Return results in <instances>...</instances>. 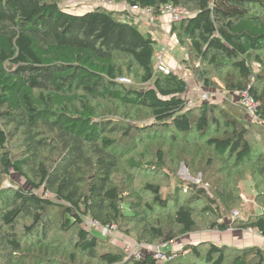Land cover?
<instances>
[{
    "label": "trees",
    "instance_id": "trees-1",
    "mask_svg": "<svg viewBox=\"0 0 264 264\" xmlns=\"http://www.w3.org/2000/svg\"><path fill=\"white\" fill-rule=\"evenodd\" d=\"M73 1L0 0V150L4 151L0 168L4 174L14 169L29 183L28 187H4L0 174V264L24 263L26 238L42 234L44 240L53 225L98 264H158L154 246L199 229L196 205L203 203L200 212L216 217L211 229L226 230L225 214L232 211L236 200L227 186H213L210 192L182 180L172 192H165L159 183L147 182L137 200L132 198L136 190L133 178L121 184L115 177L125 150L119 152L120 137L113 134L122 131L130 138L135 129L146 130L155 124L168 132L174 128L189 133L194 128L219 157L234 159L239 167L253 159L247 126L254 122L241 105L245 118L226 101H206L188 109L181 97L188 90L186 80L174 71H156L159 42L153 31H142L127 10L94 3L77 7ZM123 1L142 10L152 8L156 16L163 15L161 9L167 4L186 8L188 12L173 21L171 31L182 44L188 43L190 59L207 67L199 69L205 86L218 85L230 92L250 88L260 101L258 113L264 119V72L256 74L260 82L256 87L250 66L253 59L263 61L259 53L264 51V0ZM209 68L217 79L211 78ZM225 71L227 77L229 71L236 75L225 78ZM131 75L139 85L120 81ZM118 104L129 111L148 110L154 120L149 126L121 122L114 117ZM193 110L196 116H192ZM220 119L227 130L212 136V126H219ZM19 133L31 154L15 159L7 148L11 137ZM45 148L54 154L50 163L40 160ZM165 159L159 150L157 161L130 158L128 164L164 169ZM26 164L36 178L28 175ZM258 169L264 177V164ZM183 191L191 196L181 203ZM144 193L150 194L151 200H144ZM170 202L175 205L170 222L151 223L149 215L158 208L167 209ZM88 216L104 226L136 223V240L148 244L143 256L128 260L124 251L107 244L100 250L102 238L85 224ZM240 227L264 236V212ZM201 246H208L205 253ZM233 250L238 253L230 258ZM184 251L189 253L186 264L191 260L264 264V247L260 246L236 248L204 240L190 242ZM18 256L20 262L15 260ZM171 261L175 259L168 264Z\"/></svg>",
    "mask_w": 264,
    "mask_h": 264
},
{
    "label": "rangeland",
    "instance_id": "rangeland-1",
    "mask_svg": "<svg viewBox=\"0 0 264 264\" xmlns=\"http://www.w3.org/2000/svg\"><path fill=\"white\" fill-rule=\"evenodd\" d=\"M105 5L117 8L120 10H128L130 14L140 23L142 31L151 30L158 38L157 50L160 46H167L168 49V63L172 69L185 77L189 82L188 95L193 96L194 103L199 102V98L202 92L216 93L211 101L215 104H224L233 109H240L242 117H246L244 110L238 105L239 95L238 92H230L229 90L221 87L214 86L206 87L205 81L199 77V69L203 70L207 67L202 65L198 59L191 60L188 43L182 44L179 38L175 34H172L173 21L167 14L156 16L155 13H149L146 10L131 9L126 5L123 0H108ZM73 6H88L93 4L91 0H74ZM80 9V8H79ZM185 9V13L188 11ZM262 57V62L253 59L250 61L251 69L254 74L252 76L253 84L256 87H260V82L257 80L256 74L258 72H264V51L259 53ZM211 78H216V72L212 68H209ZM229 77L236 75V71H229ZM227 71L224 72L225 78L227 77ZM127 77V76H126ZM227 77V78H229ZM130 82H124L126 84H136L134 77L128 76ZM139 85V84H136ZM143 86V85H142ZM227 91L228 93H226ZM119 105V104H118ZM198 105L187 107L192 109ZM118 118L121 122L123 120L131 122L135 125L149 126L152 123L153 118L150 116L148 110L139 108H132V110H125L119 105ZM192 116H196V110L191 111ZM239 112V111H238ZM124 113H126L125 116ZM251 122V121H250ZM253 123V122H251ZM249 129L248 136L253 144V159L251 162H247L237 167L234 164V159H228L227 157H219L213 147H209L206 144V138L196 132L193 128L192 132L181 133L172 128V131L168 132L162 125L155 124L150 126L146 130L135 129L131 134V137H125L122 131H117L113 136L120 137V144L118 150H125V155L120 163L118 172L115 173L116 179L121 184L129 183L133 178L136 190L131 195L132 198H136L141 194V189L147 182L159 183L163 186L165 192H172L178 180L187 183H196L200 186L206 187L210 192L213 191V186L224 188L227 186L232 190L236 204L232 206V211L226 213V220L229 227L226 230H220L219 228L211 229L209 225L214 222L216 217L200 212V209L204 206L203 203L196 205L195 216L198 221L199 229L197 232L190 233L176 238L173 242H169L170 248L179 254L174 257L175 261H171V264H186L185 256H188V251H184L187 244L190 242H196V240H210L212 242L222 243L218 235L224 233V235L230 236V238H238L231 241L236 248H243L246 246H260L264 247V244H259V240H263L264 236L258 233L249 232L247 228H242V222L253 221L257 216L264 212V177L260 174L258 167L264 164V121L254 122L247 126ZM13 130V129H12ZM227 130L223 120L220 119V125H213L210 131L212 136H221L224 131ZM7 148L10 150V154L15 159H21L31 154L27 147L24 146L23 137L14 135ZM161 150L165 155V168L164 169H139L130 167L128 160L134 158L135 160L157 161L158 152ZM4 152V151H3ZM0 150V157L3 153ZM54 154L49 148L42 150L40 160L45 163L52 162ZM1 163V161H0ZM1 166V164H0ZM25 170L32 178H36L35 174L31 170L29 165H25ZM0 174L3 176L4 187L9 186H25L28 187L29 183L27 179L16 172L14 169L8 174L2 173L0 168ZM129 179V180H128ZM140 192V193H139ZM137 195V196H136ZM191 194L183 191L180 192L179 201L183 203L188 199ZM144 200H151V195L144 193L142 195ZM127 208V204H125ZM175 205L170 202L167 209L158 208L149 215L151 223L162 222L164 225L170 222V215L174 211ZM238 211V214L235 212ZM28 219H24L23 222H27ZM17 230L21 232L23 230L21 224L17 225ZM136 223H123L121 226H114L112 228L100 227L93 229V231L102 238V244L99 247L100 250L107 246H113L117 250L124 251V247L127 245H133L137 240L134 233ZM7 229V228H5ZM220 231V233H219ZM215 236L214 238L213 235ZM208 235V237H203ZM221 235V234H220ZM68 234L59 229L58 226L53 225L52 229L48 232L47 238L43 240L42 234H38L33 237L26 238L25 250L22 252V258L25 259L21 264H98V260L86 252L77 250L74 244H70ZM198 236L202 238L197 239ZM251 236V237H250ZM221 237V236H220ZM251 238H253L251 240ZM251 240V241H250ZM251 242V243H247ZM157 243V242H155ZM163 244V243H162ZM245 244H248L245 246ZM252 244V245H250ZM208 246H201L200 250L205 253ZM238 252L230 251V258L235 256ZM72 254L75 258L73 259ZM43 256L45 260L43 261ZM19 256L15 259L18 262L21 261ZM126 259H130L126 256ZM203 261H192L191 264H201ZM6 264L5 262H2ZM20 264V263H19Z\"/></svg>",
    "mask_w": 264,
    "mask_h": 264
},
{
    "label": "built area",
    "instance_id": "built-area-1",
    "mask_svg": "<svg viewBox=\"0 0 264 264\" xmlns=\"http://www.w3.org/2000/svg\"><path fill=\"white\" fill-rule=\"evenodd\" d=\"M109 2L108 0H94V4H106ZM127 6H130L131 9H138V6H131L126 3ZM146 10L149 13H153L154 11L152 8H146L143 9ZM128 11V10H127ZM163 14H167L172 21H178L180 20L183 16H185V9L182 7H178L172 4H167L166 6H163L161 9ZM129 12V11H128ZM130 13V12H129ZM131 17H133L131 15ZM168 49L167 46H160V49L157 50V53L155 55V65H156V71L158 72H163L165 74H170L171 72H176L174 69H172L168 63ZM178 73V72H177ZM179 74V73H178ZM180 75V74H179ZM183 77L182 75H180ZM186 82L188 83V89H189V82L188 80L183 77ZM120 81L122 82H130L131 80L126 77L120 78ZM188 90L181 95V97L186 101V106L187 107H192L194 105L201 104L203 102H211L214 99H212L214 96H217L216 93H210V92H202L200 95V98L198 99L199 102L194 103V98L193 96L189 97L188 95ZM228 93L227 91H225ZM239 95L238 99V104L242 106V108L246 111V114L248 115V118L252 122H261L264 121V119L261 118V116L258 113V109L261 106L260 101L254 96L250 88H245L241 90L240 92L237 93ZM238 214V211L235 212ZM85 224L91 229H97L100 227H106V228H112L117 225H102L98 220H95L88 216L86 218ZM249 232L252 233H258L261 234L259 231L254 230L252 228H248ZM262 235V234H261ZM263 236V235H262ZM148 244L145 242H139L136 241L133 245H127L124 247V252L127 257L129 258H141L143 256V250L147 248ZM152 252L155 256V258L158 261V264H168V262L174 257H176L178 254L176 251H174L172 248H170V245L168 243H163L159 244L153 247Z\"/></svg>",
    "mask_w": 264,
    "mask_h": 264
},
{
    "label": "crops",
    "instance_id": "crops-1",
    "mask_svg": "<svg viewBox=\"0 0 264 264\" xmlns=\"http://www.w3.org/2000/svg\"><path fill=\"white\" fill-rule=\"evenodd\" d=\"M219 233H220V231H219ZM239 233L240 232H238L237 233V235H236V237H234V238H230V236H227V235H224V233H220L219 235H218V238H222V236H223V238L221 239V241H223L222 243H228V244H230L231 243V241L232 240H234V239H237L238 238V235H239ZM212 235H213V233H212ZM221 236V237H220ZM203 237H208V235H206V236H203ZM215 236L213 235V237H211V238H214ZM251 237V236H250ZM199 238H202L201 236H198L197 237V239H199ZM204 239V238H203ZM203 239H201V240H196V242H198V241H204ZM253 238H251V240H252ZM250 240V241H251ZM217 243H219V242H217ZM247 243H251V242H247ZM258 243L261 245V244H264V239L262 240H259L258 241ZM232 245V244H231ZM233 245H239V244H233ZM246 245H248V244H245V246ZM250 245H252V244H250Z\"/></svg>",
    "mask_w": 264,
    "mask_h": 264
}]
</instances>
